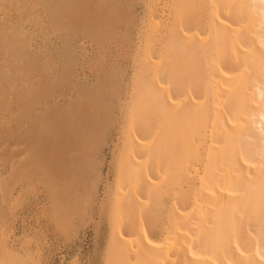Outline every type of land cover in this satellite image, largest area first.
<instances>
[{
	"label": "bare ground",
	"instance_id": "6f19581e",
	"mask_svg": "<svg viewBox=\"0 0 264 264\" xmlns=\"http://www.w3.org/2000/svg\"><path fill=\"white\" fill-rule=\"evenodd\" d=\"M121 2L0 0V114H7L0 115V199L11 198L13 185L37 171L53 199L73 190L69 165H87L88 142L93 145L104 132L98 120L110 119L109 106L91 93L71 103L69 112L54 105L52 81L67 79L48 73L53 58L39 52L41 46L31 53V37L45 40L49 33L65 46L74 38L101 44L116 28ZM172 2L174 24L153 53L159 69L151 54L133 73L125 109L128 143L116 165L104 263L264 264V0H207L202 35L190 33L191 1ZM29 23L33 29L27 32ZM158 25L150 23L148 35ZM202 143L203 167L196 170ZM77 146L82 150L72 161L68 154ZM184 183L188 193L179 192ZM164 184H179L175 192L185 193L179 201L189 203L170 206L167 237L157 243L145 234L144 220L159 218ZM8 235L1 227L0 264H25L9 247Z\"/></svg>",
	"mask_w": 264,
	"mask_h": 264
},
{
	"label": "rangeland",
	"instance_id": "374dc122",
	"mask_svg": "<svg viewBox=\"0 0 264 264\" xmlns=\"http://www.w3.org/2000/svg\"><path fill=\"white\" fill-rule=\"evenodd\" d=\"M190 1L195 24L191 25L192 30L190 27L189 31L191 30L190 33L193 34L194 32L205 34L210 5L207 0ZM171 3L172 0H124L119 5L118 21L116 25L114 24L116 28L114 27L113 34L101 44L95 45L90 39L74 38L65 46L49 33L45 40L38 34L31 37L32 45L29 44L31 53L35 51L34 46H41L42 51L39 52H47L46 54L53 58L48 73L61 72L67 79L58 77L57 81L53 78L54 105L57 104L56 107L60 111L69 112L71 103H82L84 96L91 93L101 105L109 106L110 119L103 117L99 119L104 132L97 133L93 145L87 141L89 143L85 149L87 165H82V162L69 165L71 174L67 182L68 187H73V190L61 192L53 199L50 189L40 181V171H37L39 175L37 172L34 173L36 180L33 177L20 180L13 185L11 198L4 195L5 197L0 199V208L3 209L0 211V225L2 224L0 228L8 231L9 247L25 264H105L112 233L109 213L117 188L114 187L117 184L116 165L128 143L125 137L127 126L125 109L127 110L126 103L129 102L127 100L132 90L133 73L138 69L139 62L151 54L152 61L159 64L157 70L159 69L161 62L153 53L160 50L168 28L174 24V18L170 16ZM150 23L160 24L156 27L158 32L154 36L148 35L153 33L148 32L151 30ZM31 26L32 23L26 24L25 31L30 32L33 29ZM194 27H197V30ZM146 36L152 42L150 54L146 49V43L148 44ZM1 116L7 119V114ZM3 123L4 121L0 119V124ZM202 145L203 143L200 144L201 150L194 161L193 169L196 170L203 167ZM81 150L77 146L68 154L69 159L73 157L71 160L74 161V156H78ZM1 161L2 158L0 170L4 164ZM5 161H9V158ZM7 174L4 173L3 177ZM76 175L79 178L75 177ZM72 184L74 186H70ZM164 185L162 187H165L166 192L161 191L160 202L163 203L158 208L159 218L153 224H146L147 219L144 220L145 234L157 243L164 242L167 237L169 221L166 215L170 206L175 205L184 209L187 202L189 203L185 200L184 203L179 201V197L182 198L181 194H185L181 192L180 196L177 195L179 184ZM185 187V183L181 184L179 192L184 188L188 193L190 188ZM66 194L69 201L64 199ZM56 214H59V217L55 218ZM126 215L123 214L122 218L125 219L123 222V219L120 221L122 235H125L129 228ZM2 218L9 221L3 223ZM146 225L149 227L146 228Z\"/></svg>",
	"mask_w": 264,
	"mask_h": 264
}]
</instances>
